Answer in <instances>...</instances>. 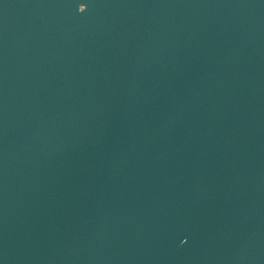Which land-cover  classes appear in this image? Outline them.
Instances as JSON below:
<instances>
[{
    "label": "water",
    "instance_id": "obj_1",
    "mask_svg": "<svg viewBox=\"0 0 264 264\" xmlns=\"http://www.w3.org/2000/svg\"><path fill=\"white\" fill-rule=\"evenodd\" d=\"M0 264H264V0H0Z\"/></svg>",
    "mask_w": 264,
    "mask_h": 264
}]
</instances>
